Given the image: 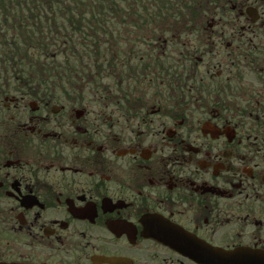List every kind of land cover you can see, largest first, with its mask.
Masks as SVG:
<instances>
[{
    "label": "flooded vegetation",
    "instance_id": "1",
    "mask_svg": "<svg viewBox=\"0 0 264 264\" xmlns=\"http://www.w3.org/2000/svg\"><path fill=\"white\" fill-rule=\"evenodd\" d=\"M0 6V264H264V0Z\"/></svg>",
    "mask_w": 264,
    "mask_h": 264
},
{
    "label": "trees",
    "instance_id": "2",
    "mask_svg": "<svg viewBox=\"0 0 264 264\" xmlns=\"http://www.w3.org/2000/svg\"><path fill=\"white\" fill-rule=\"evenodd\" d=\"M0 1H7V0H0ZM27 1L28 2H36V1L54 2V1H70V0H27ZM74 1H101V0H74ZM178 1L181 2L182 0H178ZM188 6H190V5H188ZM0 7H2V6H0ZM50 10H54V9L50 8ZM96 11H98V10H96ZM147 11H148V9H141L140 16L148 15ZM96 13L97 12H93L92 14H96ZM141 13H142V15H141ZM57 15H59V14H55L54 12L43 13V14L29 13L27 15V17H31V18L34 19L33 21L28 22L29 24H33V26H37V25H39L38 24L39 22L42 23L41 30H43V35H44V39H43V41H44V49H47V50L49 49L50 50V49L55 47L54 42L56 41V38L54 37V34L56 32V29L54 27L56 25V22H54V21H45V20L40 21V20H37V19L40 18V17L48 18V17L57 16ZM65 15H67V14H65ZM7 16H8V14H7ZM18 16H20V15H18ZM68 16H71V15L68 14ZM97 25H99V24H97ZM3 26L8 28V27H11V26L13 27V24L10 25L9 23H5V24H3ZM17 26L20 27V29L21 28L26 29L28 27V25H24L23 26V23L21 25H17ZM67 26H70L71 28L74 27L72 24H69ZM92 27H93L92 28L93 32H98L99 29L98 30L95 29V25H93ZM38 28H40V27H38ZM30 29L33 30V29H36V28L30 27ZM66 31H68V30H66ZM73 31L74 30H70V32H73ZM0 32H9V30L8 29H5V30L0 29ZM81 32H82V30H81ZM99 32H100V30H99ZM71 39L72 38H69V39H67V41H69ZM3 40H7V39H3ZM13 41L16 42V44H14V45H4V44H2L4 46H2L1 49H0V55H2V56H13V57L19 56L18 53L22 52L21 51V45H20V43H22V41L21 42L18 41V40H13ZM28 46H29L28 44L25 45L26 50H28ZM73 47H77V46H73ZM28 54H31V55L35 56V53H31L30 51L26 52V55H28ZM47 60H48V56L44 55L45 64L52 65V62L47 61ZM45 72H46V70H45ZM61 72H63V73H68L69 72L68 63H67L66 66H62Z\"/></svg>",
    "mask_w": 264,
    "mask_h": 264
},
{
    "label": "rangeland",
    "instance_id": "3",
    "mask_svg": "<svg viewBox=\"0 0 264 264\" xmlns=\"http://www.w3.org/2000/svg\"><path fill=\"white\" fill-rule=\"evenodd\" d=\"M141 15H142V13H141Z\"/></svg>",
    "mask_w": 264,
    "mask_h": 264
}]
</instances>
